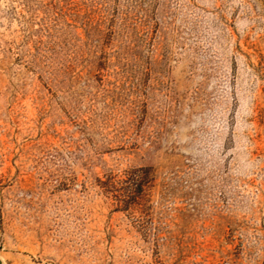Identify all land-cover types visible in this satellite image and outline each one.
Returning a JSON list of instances; mask_svg holds the SVG:
<instances>
[{
	"label": "rangeland",
	"instance_id": "obj_1",
	"mask_svg": "<svg viewBox=\"0 0 264 264\" xmlns=\"http://www.w3.org/2000/svg\"><path fill=\"white\" fill-rule=\"evenodd\" d=\"M1 264H264V0H0Z\"/></svg>",
	"mask_w": 264,
	"mask_h": 264
},
{
	"label": "water",
	"instance_id": "obj_2",
	"mask_svg": "<svg viewBox=\"0 0 264 264\" xmlns=\"http://www.w3.org/2000/svg\"><path fill=\"white\" fill-rule=\"evenodd\" d=\"M1 264V263H0Z\"/></svg>",
	"mask_w": 264,
	"mask_h": 264
}]
</instances>
